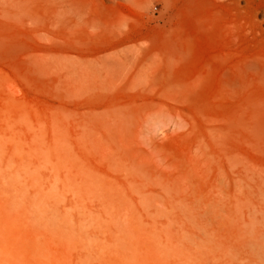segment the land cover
Masks as SVG:
<instances>
[{
    "label": "rangeland",
    "instance_id": "1",
    "mask_svg": "<svg viewBox=\"0 0 264 264\" xmlns=\"http://www.w3.org/2000/svg\"><path fill=\"white\" fill-rule=\"evenodd\" d=\"M0 264H264V0H0Z\"/></svg>",
    "mask_w": 264,
    "mask_h": 264
}]
</instances>
